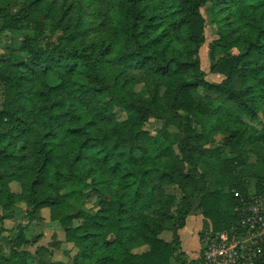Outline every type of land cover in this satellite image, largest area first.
<instances>
[{
  "label": "trees",
  "instance_id": "1",
  "mask_svg": "<svg viewBox=\"0 0 264 264\" xmlns=\"http://www.w3.org/2000/svg\"><path fill=\"white\" fill-rule=\"evenodd\" d=\"M0 18L2 28L33 31L0 54L2 211L18 201L57 211L82 264H204L181 258L178 231L193 200L219 233L239 228L249 197L237 171L245 161L222 158L226 147L248 143L258 153L256 194L264 197V128L246 135L241 120L264 113V0H0ZM206 25L217 35L209 55L219 83L200 68ZM211 113L214 128L227 131L215 148L201 143ZM152 118L177 132L151 136L144 127ZM90 193L96 208L74 226L68 204ZM141 245L147 250L131 252ZM253 264H264L263 252Z\"/></svg>",
  "mask_w": 264,
  "mask_h": 264
},
{
  "label": "rangeland",
  "instance_id": "2",
  "mask_svg": "<svg viewBox=\"0 0 264 264\" xmlns=\"http://www.w3.org/2000/svg\"><path fill=\"white\" fill-rule=\"evenodd\" d=\"M10 10L14 13L16 11V7L13 6ZM202 13L205 14L204 9H202ZM2 27L3 21L0 18V54L8 53L10 49L17 48L20 42L24 40L27 35H32L33 33L32 30H27L25 28L9 30ZM204 35L205 42L199 49L200 68L204 72V77L207 81L211 83H219L222 81L223 76L210 72L212 60L209 55L210 43L217 37V35L210 25H206ZM18 59L19 61H23L25 58L20 56ZM135 90L144 93L145 87L142 84H137L135 86ZM103 99H107V97L103 96ZM2 101L3 93L0 88V106ZM113 112L118 120L126 118L125 112L121 109L116 108ZM241 120L248 125L247 131L245 132L246 135H249L250 128H254L255 130H261L264 128L263 112H260L256 119L242 117ZM216 122L217 119L214 113L207 115L203 120L201 128L203 136L201 143L204 147H219L223 144L224 138L227 136L226 130H216L214 128ZM144 128L151 136L156 135L158 131L163 129L169 133L177 132V129L173 124L167 123L164 120H157L153 118L145 125ZM3 129L5 128H2L1 130ZM174 150L177 152L175 147ZM238 154H240L241 158L245 161V165L240 167L237 171L242 181L246 183L245 186L247 189V195L249 196L247 197V201H243L242 206L239 207L241 213L239 228L232 226L227 232L223 231L213 233L210 224H208L207 227L204 226L203 218V221H200L201 223L199 221L195 222L199 225L198 232L196 234V231L193 229V224L187 220V216L185 220V226L188 224L187 227L181 231V234L179 233L180 230L178 231L180 238V251L183 253L181 258L187 257L192 260L198 259V257L201 256L204 260V247L207 241L212 239L215 241L218 234L223 233L227 235L229 242H237L240 237H243L245 233L251 230L252 225H254L255 229H257L254 235L260 236L264 241V228H258L261 224L255 221V215L249 216L248 218H250V220H247V223H243L246 214H248L250 210L253 211V205L250 204V201H252L253 198L255 199L254 201L257 202V209L260 210L264 208V201L260 202L263 196L256 194L257 177L261 173V170L259 169V156L250 144L245 143L242 147H226L221 153V157H232ZM262 159L264 160L263 153ZM150 179L153 182H157L159 174L151 173ZM87 182L88 179L84 181L85 184L82 185L81 188V192L84 194L90 192V187L86 184ZM8 186L10 192L13 194H19L21 192V187L16 182H10ZM164 190L166 193L174 195L176 198L179 197V191L172 185L164 186ZM226 190L227 188H224V191ZM234 195L237 196L239 194L234 192ZM198 202L199 198L193 200V210L190 214H192V216L200 215L202 217L197 207ZM94 208H96V195L93 193H90L87 197L70 201L68 204V214L73 216L70 220L71 223L74 226L80 225L83 218L90 215L94 211ZM261 218L264 221V213L261 215ZM159 237L167 242L172 240V234L170 231L160 232ZM198 238L200 241V249L194 256L191 257L189 256V253L197 247ZM256 239L258 240V238ZM255 249H264V245H257L253 247L252 250H249L248 254L253 256ZM145 250H147L146 245L131 248V252L135 255H140ZM76 254L77 248L73 242L66 239L62 223L57 218V211L50 208H41L36 210L32 206H28L24 201L16 202L15 205L7 212H3L0 208V262H3L4 259L7 260L12 257L13 260L24 261L25 264H77V262L82 264L80 259L76 261ZM171 264L176 263L172 260Z\"/></svg>",
  "mask_w": 264,
  "mask_h": 264
},
{
  "label": "built area",
  "instance_id": "3",
  "mask_svg": "<svg viewBox=\"0 0 264 264\" xmlns=\"http://www.w3.org/2000/svg\"><path fill=\"white\" fill-rule=\"evenodd\" d=\"M263 198H261L260 202L264 201ZM254 200L253 198L250 201V204L253 205V211L250 210L246 214L243 223H247V220H250L248 218L249 216L255 215V221L261 224L258 228H264V221L261 218V215L264 213V208L257 209V202ZM256 230L254 225H252L251 230L249 232L246 231L247 233L243 237H240L237 242H229L227 235L223 233L218 234L215 241L214 239L207 241L204 247V264H253V259L256 257L255 253L256 255H260L261 252L264 253V249H255L253 256L248 254L249 250H252L253 247L264 245L261 237L254 235Z\"/></svg>",
  "mask_w": 264,
  "mask_h": 264
},
{
  "label": "crops",
  "instance_id": "4",
  "mask_svg": "<svg viewBox=\"0 0 264 264\" xmlns=\"http://www.w3.org/2000/svg\"><path fill=\"white\" fill-rule=\"evenodd\" d=\"M187 220L190 222V223H192L193 224V229L196 231V234H197V232H198V227H199V225H198V223L196 224L195 222L197 221H203V217H201L200 215L199 216H192V214H190V215H188V218H187ZM200 222V223H201ZM188 225V224H187ZM187 225L185 226V227H183L182 229H180V231H179V233L181 234V231L183 230V229H185L186 227H187ZM197 225V226H196ZM199 249H200V241H199V238H198V243H197V247L193 250V251H191L190 253H189V256H194L198 251H199ZM184 250V249H183ZM185 251V250H184ZM185 252H187V251H185Z\"/></svg>",
  "mask_w": 264,
  "mask_h": 264
}]
</instances>
